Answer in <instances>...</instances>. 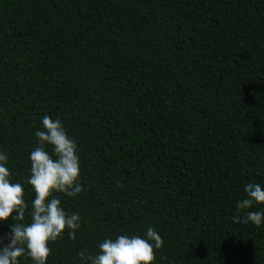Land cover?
Instances as JSON below:
<instances>
[{"label": "trees", "instance_id": "16d2710c", "mask_svg": "<svg viewBox=\"0 0 264 264\" xmlns=\"http://www.w3.org/2000/svg\"><path fill=\"white\" fill-rule=\"evenodd\" d=\"M45 115L75 140L84 189L53 194L80 227L47 264L149 227L155 264H264V223L233 221L245 185L264 188V0H0V152L26 224Z\"/></svg>", "mask_w": 264, "mask_h": 264}, {"label": "clouds", "instance_id": "9594fccd", "mask_svg": "<svg viewBox=\"0 0 264 264\" xmlns=\"http://www.w3.org/2000/svg\"><path fill=\"white\" fill-rule=\"evenodd\" d=\"M42 123L45 130L35 133L39 146L30 153L31 175L26 181L35 192L30 223H23L28 208L24 188L22 184L11 181V171L6 167L9 157L0 152V222L9 218L15 221L7 237L10 242L4 244L0 238V264H20L19 257L25 255L32 259L33 264H47L52 251L50 243L69 229L70 238L75 240L76 230L80 227L79 213H67L60 199L53 195L61 192L74 197L83 192L78 146L59 119L45 115ZM46 144L53 146L55 158L46 150ZM245 191L247 198L237 203L238 215L233 217V221L251 222L259 227L264 223V211L249 209L256 204H264V188L259 183H248ZM145 236L105 238L99 244V254L80 252L79 255L84 264H155L156 251L163 247V239L152 227L147 229Z\"/></svg>", "mask_w": 264, "mask_h": 264}]
</instances>
